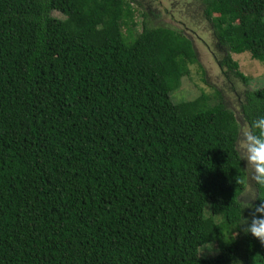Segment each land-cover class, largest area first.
<instances>
[{
  "label": "trees",
  "instance_id": "trees-1",
  "mask_svg": "<svg viewBox=\"0 0 264 264\" xmlns=\"http://www.w3.org/2000/svg\"><path fill=\"white\" fill-rule=\"evenodd\" d=\"M191 1L219 66L247 85L231 57L246 54L264 76V0ZM131 2L0 0V264H264L242 232L264 187L240 201L238 149L264 86L238 117L218 91L174 101L191 34Z\"/></svg>",
  "mask_w": 264,
  "mask_h": 264
},
{
  "label": "rangeland",
  "instance_id": "rangeland-1",
  "mask_svg": "<svg viewBox=\"0 0 264 264\" xmlns=\"http://www.w3.org/2000/svg\"><path fill=\"white\" fill-rule=\"evenodd\" d=\"M131 1V6L135 9L136 20L139 23L144 19L140 16V13L145 12L148 26L171 24L174 27L184 28L191 34L198 63L189 68V76L182 78L179 89L173 94L174 101L191 100L199 96L200 91L205 92L208 96H212L215 91H218L227 107L238 117L243 92L247 89L264 86L262 65L255 60L252 62L246 54H231V57L237 62L239 70L249 78L247 85L236 76L226 72L224 67L219 66L218 63L221 61L223 53L217 48L211 29L201 15V7L196 2L191 0ZM53 16L62 18L57 12L53 13ZM178 62H180V65L184 64L181 59ZM261 78L263 79L262 84L259 82ZM239 145L240 142L238 143V149L241 150ZM245 170L247 173L246 187L240 195V201L248 208L252 204L256 193L252 178L254 173L250 167H245ZM235 233L234 226H232L229 234L234 236ZM216 246V243L203 245L199 250V255L209 257L216 254L218 252Z\"/></svg>",
  "mask_w": 264,
  "mask_h": 264
},
{
  "label": "clouds",
  "instance_id": "clouds-1",
  "mask_svg": "<svg viewBox=\"0 0 264 264\" xmlns=\"http://www.w3.org/2000/svg\"><path fill=\"white\" fill-rule=\"evenodd\" d=\"M253 129H259L258 134L245 130L240 140L241 159L245 167L253 171V180L264 187V117L253 122ZM259 214V215H257ZM244 234H251L264 245V200L254 207L251 215V222H247L242 228Z\"/></svg>",
  "mask_w": 264,
  "mask_h": 264
}]
</instances>
